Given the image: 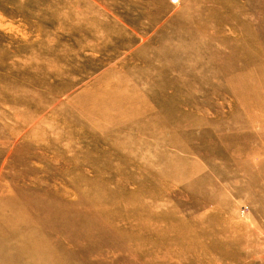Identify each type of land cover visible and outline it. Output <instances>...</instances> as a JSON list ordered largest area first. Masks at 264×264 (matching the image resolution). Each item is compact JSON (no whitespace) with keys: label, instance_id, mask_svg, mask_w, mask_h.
<instances>
[{"label":"rangeland","instance_id":"1","mask_svg":"<svg viewBox=\"0 0 264 264\" xmlns=\"http://www.w3.org/2000/svg\"><path fill=\"white\" fill-rule=\"evenodd\" d=\"M242 45L256 57L243 53ZM229 54L264 68V0H0V204L18 192L32 201L57 191L74 205L77 187L89 190L88 181L100 185L101 179L109 190L131 191L136 184L121 183V174L142 181L140 166L161 177L144 181L158 196L141 197L156 214L174 211L188 220L219 215L235 224L238 244L224 250L235 259L203 249L210 244L203 231V245L185 251L186 257H177L172 246L170 264H264V175L252 185L241 167L264 162V122L242 123L244 98L236 101L215 74ZM98 106L108 118L91 114ZM251 111L260 116L255 107ZM178 117L179 127L162 125ZM200 118L205 124L197 123ZM205 129L222 154L203 148ZM225 153L234 161L227 164ZM179 168L209 180L179 181ZM106 249L112 247L103 246L101 255L81 253V264H122V251ZM67 257L59 255L60 263L80 261ZM38 258L28 255L19 264Z\"/></svg>","mask_w":264,"mask_h":264},{"label":"bare ground","instance_id":"2","mask_svg":"<svg viewBox=\"0 0 264 264\" xmlns=\"http://www.w3.org/2000/svg\"><path fill=\"white\" fill-rule=\"evenodd\" d=\"M246 45L249 46L250 44L248 45L246 43ZM242 46L243 47L240 49H242L243 53L253 55L254 58L256 57L254 51V53H250V51H252L251 47L249 49L245 45ZM255 49L257 50L256 47ZM236 54L239 55V53ZM236 54H229L225 59L223 58L215 74L220 75L225 80L236 101L239 99V96L244 98V100H241L243 103H240L244 117V120H242L241 117L242 123L249 125L255 120L264 122V88H262L264 86V68L261 67L262 65L258 66L253 60L248 61L247 57L243 58L244 55L242 58L238 59ZM230 70L235 72L230 73ZM55 71L57 72V70ZM55 76L56 75H54V78H57ZM257 81L261 82L260 85L262 87ZM235 83L240 84L241 89L238 90ZM89 95L93 94L89 93ZM114 97L116 98L115 95ZM119 98L120 101L126 103L124 98ZM162 106L165 105L162 104L161 107ZM166 107L170 109L169 106ZM251 107H255L256 110L258 109L261 111L259 117L253 115ZM99 110H102L101 106L95 109L92 108L91 114H97L100 118H108L107 112L101 113ZM116 113L120 114L119 110H116ZM138 113L139 111L137 114ZM91 114H89V117ZM237 114L239 115V113ZM238 115L237 119H240ZM181 119H183V117H178L176 121L172 120L173 122L169 120L162 121V125L163 123H172L171 125H174V122H176V127H179L178 122L182 123ZM196 121L198 124H205V119L200 118ZM209 125L213 124L209 123ZM189 136L191 137V134H189ZM212 136V132L206 129L204 132H201L200 142L203 148L205 146V149L211 154L213 152L222 154L223 150L217 148L218 146L216 147V144L212 143L210 140ZM169 143L176 145L174 141H170ZM177 145L187 152L195 150V148L189 147V145L184 147H181L180 143ZM118 148L119 145H115V151L119 152ZM225 154H223V156L227 159V164L234 161L232 155H228V153ZM117 155H119V153ZM121 159L123 163H130L129 159L125 156L121 157ZM210 159L211 158H207V160ZM176 161L183 163L184 160L183 158H178ZM214 164L215 163L212 162V165ZM137 167L138 172L143 176L142 181H134L132 176L121 174V183H135V189L126 191L125 187H122L112 191L105 187V184L108 183L106 180L101 179L102 183H100V185L97 181H88L90 187H87H89V190L82 189L80 186L81 189L77 187L80 199H75L74 205H68L67 202H62L59 198H62L63 194L57 191H46L48 192L46 194L48 196L46 200L37 196L31 201L23 197V192H18V196L14 194L6 197L8 200L6 199L7 201L4 200L0 204V209L3 211H5V209L8 210L9 214L22 215L12 216L11 218L0 215V264H19L26 256L33 254H37L39 258L32 264H50L49 262H51L52 258L58 260L56 263L67 264L66 261L65 263H60L62 259H59V255L61 256L62 253L69 256L67 258L72 256L74 258H79L80 261L75 262V264H81V258L79 256L81 253L86 252L89 256L95 254L101 255L103 253V246L105 245H108L110 248L112 247V249H106V251L110 250L113 253L122 251L124 253L125 259L122 264H170L169 257L172 258V255L169 256L170 248L172 246L177 247L179 252L176 256L178 255L181 257V254L186 253L185 251L195 246L203 245L200 241V234H202L203 231H205L203 233L206 234L204 235L210 240L209 247L203 249L220 250V252L228 258H236L235 254L229 253V251H231L230 249L228 252L224 251L227 250V247L234 248L238 244V239L235 238L237 235L235 236L234 233L235 228L233 225L235 224H233V222H227L221 216H212L211 214L207 216L204 215L206 218L205 220H201L202 218L200 217L188 220L183 215L180 216V214H178V216L176 212V214H171L174 213V211L169 212V214H156L155 211L149 207L151 205L142 200L141 197H143L144 193L145 195L149 194L150 198L155 199V197L158 196L156 195L157 193L154 195L152 192H148L144 181L147 180L149 176L157 180H161V177L157 178L156 175L150 174L151 170H145L140 166ZM215 167L219 175L225 176L224 172H220V168L217 166ZM241 167L245 173L248 174L249 181L251 182L250 184L252 185L264 175V162L256 164L255 166L242 163ZM253 168H256V171ZM179 169L178 180L190 177L196 178L197 181L209 180L206 176L198 180L197 172H191L189 170L184 172L181 168ZM118 171L121 173L120 170ZM164 176L173 177V174L167 172ZM82 206H85L86 210L82 209ZM1 213L3 212L0 211V214ZM217 214H219V212H217ZM16 226L18 227L16 228ZM203 227H205V230ZM93 228L94 230L91 231L90 229ZM4 232H6L7 235H4ZM85 241L90 242L88 247L84 246ZM139 244L143 246H139ZM146 244H149V246L146 247ZM5 245L9 248L8 252L6 251L7 247L5 249ZM12 245L14 247L13 251L11 250ZM162 249V255L159 256L158 250L161 251ZM182 257H186V254ZM67 258H65V260ZM142 258L144 259L143 263L140 262ZM92 259L93 258L90 260ZM84 262L85 264L89 263L86 259H84Z\"/></svg>","mask_w":264,"mask_h":264}]
</instances>
